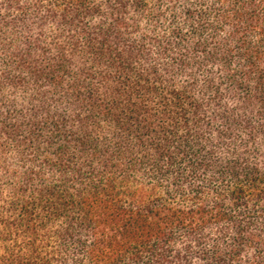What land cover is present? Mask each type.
I'll use <instances>...</instances> for the list:
<instances>
[{
  "label": "trees",
  "instance_id": "obj_1",
  "mask_svg": "<svg viewBox=\"0 0 264 264\" xmlns=\"http://www.w3.org/2000/svg\"><path fill=\"white\" fill-rule=\"evenodd\" d=\"M0 264H264V0H0Z\"/></svg>",
  "mask_w": 264,
  "mask_h": 264
}]
</instances>
